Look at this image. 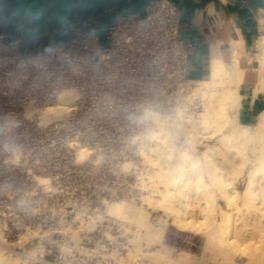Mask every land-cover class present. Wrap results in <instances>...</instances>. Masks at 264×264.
I'll return each instance as SVG.
<instances>
[{
	"label": "built area",
	"instance_id": "1",
	"mask_svg": "<svg viewBox=\"0 0 264 264\" xmlns=\"http://www.w3.org/2000/svg\"><path fill=\"white\" fill-rule=\"evenodd\" d=\"M110 14L69 25L62 32L70 39L46 46L0 33V222L11 240L26 230L41 234L37 258L47 264H100L72 247L63 223L133 197L136 180L122 164L139 161L151 112L172 111L190 90L196 44L181 37L178 6L152 0L143 13ZM65 96L73 100L69 111H49ZM80 145L93 148L84 161ZM39 176L50 179V189ZM100 230L82 234L81 245L127 253L118 230L115 240Z\"/></svg>",
	"mask_w": 264,
	"mask_h": 264
},
{
	"label": "bare ground",
	"instance_id": "2",
	"mask_svg": "<svg viewBox=\"0 0 264 264\" xmlns=\"http://www.w3.org/2000/svg\"><path fill=\"white\" fill-rule=\"evenodd\" d=\"M236 44L231 63L214 50L211 77L188 81V94L176 99L172 111L151 112L139 161L126 160L121 168L137 179L133 197L111 202L88 220L78 212L73 222L63 223L61 232L74 249L97 256L100 264H264V111L254 124L240 120L246 70ZM257 48L249 57L259 63L255 97L264 90V33ZM72 106L65 96L49 111L62 114ZM92 153V147L80 145L78 160ZM37 179L44 189L51 188L49 178ZM173 225L202 237L199 254L186 249L172 253L165 238ZM99 228L111 240L118 230L129 243L127 253L114 248L99 254L82 246V234ZM41 238L26 230L12 241L0 222V264H47L37 258L44 253Z\"/></svg>",
	"mask_w": 264,
	"mask_h": 264
},
{
	"label": "crops",
	"instance_id": "3",
	"mask_svg": "<svg viewBox=\"0 0 264 264\" xmlns=\"http://www.w3.org/2000/svg\"><path fill=\"white\" fill-rule=\"evenodd\" d=\"M150 1L0 0V33L22 34L46 46L52 41L70 39L72 34L62 32L69 25L104 12H110L112 17L143 13ZM169 1L181 12V37L196 44L190 51L191 80L211 77L214 50L219 49L222 59L231 63L233 43H237L236 48L242 53L240 64L246 70L240 88L245 96L240 120L254 124L264 111V90L255 97L260 80L259 63L250 62L249 57L258 52L257 42L264 33V0ZM26 49H32L31 45Z\"/></svg>",
	"mask_w": 264,
	"mask_h": 264
},
{
	"label": "rangeland",
	"instance_id": "4",
	"mask_svg": "<svg viewBox=\"0 0 264 264\" xmlns=\"http://www.w3.org/2000/svg\"><path fill=\"white\" fill-rule=\"evenodd\" d=\"M199 150L203 151L204 147H200ZM249 168H250V166H249ZM135 180L137 182L136 177H135ZM245 187H246V182L242 181L241 185H240L241 190H244ZM12 241H15V239H12ZM128 244L129 243H127V245ZM165 244H167L171 247L173 254H176L179 250H185V249H186V251H189L191 253H194V254L198 253L199 254L201 252V249H202L201 247L203 245V239L200 235L195 234V233H190V231L189 232L188 231L187 232L186 231H180V230H178V228L176 226L173 225L172 228H169V230L166 234ZM161 247L162 246H159V248H161ZM18 251L20 252L19 249H18Z\"/></svg>",
	"mask_w": 264,
	"mask_h": 264
}]
</instances>
